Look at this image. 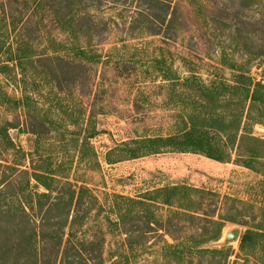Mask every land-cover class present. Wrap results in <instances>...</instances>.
Segmentation results:
<instances>
[{
  "label": "trees",
  "instance_id": "obj_1",
  "mask_svg": "<svg viewBox=\"0 0 264 264\" xmlns=\"http://www.w3.org/2000/svg\"><path fill=\"white\" fill-rule=\"evenodd\" d=\"M171 1L180 0H130L126 5L125 0H0V106L23 104L29 92L39 90V82L51 87L54 82L62 89L63 84L74 83L77 77H88L92 66L102 62V55L92 48V37L114 26L124 25L133 38L151 35L169 39L171 27L178 19V3L172 5ZM199 1L202 4L224 0ZM242 1L244 8H250L253 1L262 6L254 21L247 17L243 23L255 26L245 32L247 38H257V43L254 41L257 48L244 54L248 60L263 58L264 0ZM105 13L107 20L103 17ZM46 23L52 31L49 43L38 52L36 39L42 35ZM230 68L234 70L232 82L222 83L227 94L214 82L205 84L190 76L170 79L166 69V86L174 90L181 85L178 101L190 108L182 121L183 127L165 136L125 141L121 147L126 151L124 156L133 158L170 150L200 153L228 162L233 151L234 163L264 175V139L252 132L254 124L264 123V81L256 80L247 67L231 63ZM1 78L19 89L21 96L16 99L8 94ZM190 82L195 85L191 91ZM188 98H192V105L186 102ZM53 110L63 109L50 105L45 112ZM12 127L13 123L0 115V157L14 147L9 134ZM94 133L85 129L81 141L77 140L72 147L77 157L74 166L71 162L65 167L64 162L56 161L54 166L33 171L31 185L29 178L25 186L16 187L13 173L7 171L16 166L5 164L6 170L0 171V264H128L130 256L146 246H157L161 256L173 264H191L194 257L205 259L207 264H244L250 258L264 264L257 260L264 247V226L241 232L236 252L229 244L220 247L208 244L220 238L224 225L221 218L208 219L212 227L210 235L204 231L178 233L181 227L173 223L174 216L193 217L196 194L204 192L190 185L154 187L137 197L113 194L105 213L92 188L66 172L75 171L87 155H95L89 141ZM111 153H106L109 162L114 160ZM162 208L169 211L165 217L159 211ZM103 218L110 230L130 224L125 232V249L106 259L99 253L91 263L99 242L88 235L89 223ZM141 218L148 231L163 230L171 240L162 235L161 240L149 245L135 243L134 237L141 232L137 225ZM146 232L142 230V234ZM45 245H49V252ZM232 254L235 259L230 262Z\"/></svg>",
  "mask_w": 264,
  "mask_h": 264
},
{
  "label": "rangeland",
  "instance_id": "obj_2",
  "mask_svg": "<svg viewBox=\"0 0 264 264\" xmlns=\"http://www.w3.org/2000/svg\"><path fill=\"white\" fill-rule=\"evenodd\" d=\"M125 1L126 5L130 0ZM171 2L178 3V19L171 27L169 39L151 35L133 38L124 25L114 26L92 37V48L102 55V62L92 66L88 77H77L74 83L63 84L62 89L54 82L52 87L39 82V90L29 92L23 104L0 106V115L13 123L9 134L14 142V147L0 157V171L6 170L5 164L15 165L16 168L7 171L13 173L16 187L21 188L29 178L30 185L33 183V171L54 166L56 161L64 162L65 167L71 162L74 166L77 157L72 147L88 129L95 132L89 139L95 155H87L75 171L66 172L92 188L105 213L113 194L137 197L154 187L190 185L204 192L196 194L193 217L174 216L173 223L181 227L178 233L204 231L210 235L212 227L208 219L221 218L224 225L220 238L208 244L213 247L229 244L236 252L237 240H224L230 229L238 228L241 233L264 226V175L234 163L233 151L231 160L219 162L200 153L170 150L132 158L124 156L126 151L121 147L130 139L165 136L182 129L190 108L178 101L181 85L174 90L166 86V69L170 79L190 76L205 84L214 82L226 94L222 83L233 80L231 63L247 67L256 80L264 81V57L248 60L244 54L257 48L254 44L257 38L248 39L245 34L255 26L243 23L247 17L254 21L262 6L253 1L250 8H244L242 0ZM103 17L107 20L108 14ZM50 29L46 23L42 35L36 39L38 52L49 43ZM1 83L8 94L16 99L21 96L19 89L4 78ZM194 88L190 82L189 91ZM185 100L192 105V98ZM50 105L63 110L46 113ZM227 108L225 105L224 109ZM252 132L264 139V123L254 124ZM107 151L112 152L111 162L107 160ZM159 211L164 217L169 213L167 208ZM143 220L137 221L141 232L134 237L135 243L149 245L161 240L162 235L171 240L163 230L148 231ZM128 228L130 224L110 230L104 218L90 222L87 233L99 242L90 262L94 263L99 253L106 259L124 250ZM142 230L147 232L142 234ZM44 247L49 252V245ZM259 255L260 259H256L264 263V247ZM234 259L232 254L229 261ZM128 264L173 263L161 256L157 246H146L133 253ZM191 264L207 261L194 257ZM244 264L257 261L250 258Z\"/></svg>",
  "mask_w": 264,
  "mask_h": 264
},
{
  "label": "water",
  "instance_id": "obj_3",
  "mask_svg": "<svg viewBox=\"0 0 264 264\" xmlns=\"http://www.w3.org/2000/svg\"><path fill=\"white\" fill-rule=\"evenodd\" d=\"M239 234H240V231L238 228L230 229L226 233L224 240H225V242L236 241L239 237Z\"/></svg>",
  "mask_w": 264,
  "mask_h": 264
}]
</instances>
